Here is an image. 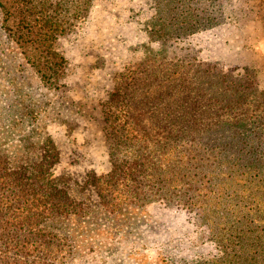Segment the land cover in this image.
Wrapping results in <instances>:
<instances>
[{"label": "rangeland", "instance_id": "rangeland-1", "mask_svg": "<svg viewBox=\"0 0 264 264\" xmlns=\"http://www.w3.org/2000/svg\"><path fill=\"white\" fill-rule=\"evenodd\" d=\"M42 16L63 22L66 31L45 43ZM165 17L173 22L163 35L159 29ZM167 63L180 64L178 76L191 79L186 81L192 84L187 95L211 83L219 89L218 105L207 106L208 101L201 100L197 113H204L197 122L262 124L264 0H0V148H7L12 159L24 152L27 160L22 165L28 173L32 166L26 164L38 159L50 137L58 156L49 172L68 174L71 204L84 208L76 209L79 220L68 228L65 221L50 224L48 248L54 256L47 257L48 264H232L234 256L238 260L234 235L242 227H236L241 217L234 210L236 203L251 210L254 201L252 196L236 199L232 191H250V181L264 179V174L242 169L231 177L220 176L224 187L230 179L232 190L225 195H232L231 203L221 202L217 215L209 218L202 214L200 202L192 206L176 199L124 203L113 210L102 205L86 183L91 175L110 170L103 114L114 77L139 65V77L151 82V89L162 88L173 83L171 69L159 71ZM234 80L241 86L232 94ZM161 103L137 107L155 111ZM8 235H1L0 252L12 258ZM32 258L27 255L29 261Z\"/></svg>", "mask_w": 264, "mask_h": 264}, {"label": "trees", "instance_id": "trees-1", "mask_svg": "<svg viewBox=\"0 0 264 264\" xmlns=\"http://www.w3.org/2000/svg\"><path fill=\"white\" fill-rule=\"evenodd\" d=\"M158 11L162 13L163 9ZM40 20L43 41L53 42L58 34L66 31L64 23L53 17L42 16ZM171 22L164 18L159 29L163 35L172 26ZM180 67L177 63H167L166 68L159 70L171 69L169 75L173 76L170 80L173 83L163 85V89L160 86L151 89L152 83L139 77V65L114 77V90L103 114L110 170L86 180L96 190L102 205L115 210L124 203L143 205L151 200L176 199L192 206L200 202L202 214L209 218L217 215L221 202L231 203L232 195H225L232 190L230 179L225 180L224 187L220 176L231 177L242 169L264 174V122L256 127L239 120H233L232 125L197 122L204 113H197L201 100H207V106L218 105L222 100L219 89L211 83L187 95L192 84L186 81L191 79L178 76ZM247 80L249 87L252 81ZM240 82L232 81V94L241 86ZM218 84L221 86L222 82L219 80ZM154 101L162 102L155 111L137 107L138 103L142 106ZM187 106L190 109H184ZM191 112L192 115L186 117ZM195 112L197 114L193 115ZM160 115H164L163 118ZM186 120L191 122L186 123ZM42 145L38 159L26 164L32 166L29 174L22 165L27 160L24 152L18 151V156L12 159L7 148H0V239H4L3 233L9 234L14 249L12 258L7 251L0 252V264H48L47 257L54 256L48 248L53 229L50 224L65 221L68 228L79 220L76 209L84 210L71 204L68 174L49 172L58 156L52 139L47 137ZM200 174L203 177L195 179ZM192 182L199 186H192ZM250 183V191L239 188L232 191L236 199L248 200L252 196L254 201L251 210L236 203L234 212L241 217L236 227L242 228L234 235L233 250L239 255L238 260L234 256L232 264H264V179H253ZM222 217L226 219L227 212ZM44 251L46 256H41ZM27 255L33 257L31 261Z\"/></svg>", "mask_w": 264, "mask_h": 264}]
</instances>
